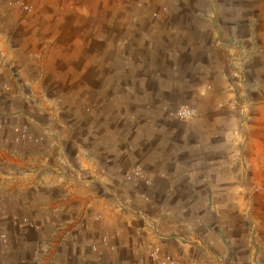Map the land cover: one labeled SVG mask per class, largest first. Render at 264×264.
Here are the masks:
<instances>
[{
    "label": "rangeland",
    "instance_id": "1",
    "mask_svg": "<svg viewBox=\"0 0 264 264\" xmlns=\"http://www.w3.org/2000/svg\"><path fill=\"white\" fill-rule=\"evenodd\" d=\"M140 1L43 0L44 7L59 10L49 19L59 33L40 36L57 37L32 51L39 53L38 63L10 67L0 76V137L24 154L50 148L55 170L70 174L74 210L66 231L74 236L132 234L115 224L178 213L204 238L197 264H264V234L254 237L236 212L207 210L203 194L187 202L192 195L183 183L204 169L197 168L203 157L227 159V66L213 58L227 62L226 52L207 46L264 45V0ZM30 7L35 10L22 4V26ZM12 75L19 87L1 82ZM180 109L195 111V118L179 120ZM13 126L17 132L6 131ZM49 139L57 144L44 145ZM165 171L174 177L179 172L183 184L161 203ZM101 186L114 190L105 194ZM15 223L0 225V255L9 262L0 264H32L55 227ZM218 235L226 246L213 241ZM87 244L81 249L92 251Z\"/></svg>",
    "mask_w": 264,
    "mask_h": 264
},
{
    "label": "crops",
    "instance_id": "2",
    "mask_svg": "<svg viewBox=\"0 0 264 264\" xmlns=\"http://www.w3.org/2000/svg\"><path fill=\"white\" fill-rule=\"evenodd\" d=\"M27 2L35 10L25 18L28 25L22 26L24 11L21 7ZM44 4L43 0H0V76L11 73L10 67L38 63L34 59L39 53L32 51H39L42 43L55 41L57 36L47 40L40 37L54 31L59 33V29L49 22V19L58 16L56 11L59 10L44 7ZM212 45L207 48H222L227 58L226 62L224 58L213 57L218 60L216 65L227 66V71L223 69L228 91L227 159L220 160L213 155L203 157L200 161L204 164L197 168L204 169L183 177L186 193L192 195L186 201L195 203L198 202L197 194L205 195L207 210L227 209L233 213L230 216L236 212L235 216L251 226L255 235L251 234L258 238L264 234V45L257 42L255 48L246 42L238 47L219 42ZM24 56L28 61H23ZM1 82L19 87L18 79H14L13 75ZM8 130L14 134L17 127ZM9 142L0 137V225L17 222V225L49 224L55 227L48 237V246L32 256V264H155L152 257L154 251H160L162 255L172 254L180 264H197L195 252L203 248L204 238L193 233V221L180 219L178 213L163 212L164 217L160 216L158 220L147 218L145 223L117 222L116 228L127 226L132 234L115 233L106 239L74 236L66 231L73 223L71 217L74 210L70 174L66 175L64 171L60 175V170H55L50 148L30 155L20 152L19 148H10L13 145ZM56 142L49 139L44 145L50 147ZM159 178L161 203L172 194L180 193L179 187L183 183L180 182L179 172L174 177L165 171ZM101 188L105 194L114 190L112 187ZM216 195L225 196L217 198ZM102 197L96 200L101 206L105 201ZM129 202L127 200L126 205ZM175 204V210L180 209L179 203ZM187 208L197 209L192 206ZM198 223L201 224L200 221ZM202 226L207 229L209 224L202 223ZM213 241L226 246L227 239L218 235ZM86 243L93 247L92 251L82 250ZM228 252L229 249H225L223 257H227ZM212 255L216 257L214 253ZM4 261L9 263L7 257L1 254L0 263Z\"/></svg>",
    "mask_w": 264,
    "mask_h": 264
},
{
    "label": "built area",
    "instance_id": "3",
    "mask_svg": "<svg viewBox=\"0 0 264 264\" xmlns=\"http://www.w3.org/2000/svg\"><path fill=\"white\" fill-rule=\"evenodd\" d=\"M145 2H147V0H141L139 3V6H142L143 4H145ZM31 10L32 9L30 7L28 11L31 12ZM2 95L3 93L0 96ZM176 116L179 120L190 121L195 118L196 113L195 111L190 110V109H180L177 112ZM152 257H153L154 262H156L157 264H179L173 257L168 256V255H162L160 251H154Z\"/></svg>",
    "mask_w": 264,
    "mask_h": 264
}]
</instances>
